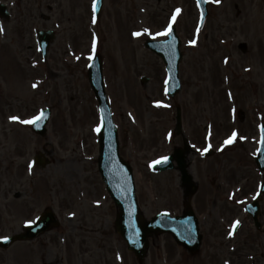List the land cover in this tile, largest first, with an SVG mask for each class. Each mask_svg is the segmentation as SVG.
Returning <instances> with one entry per match:
<instances>
[{
  "label": "rangeland",
  "instance_id": "1",
  "mask_svg": "<svg viewBox=\"0 0 264 264\" xmlns=\"http://www.w3.org/2000/svg\"><path fill=\"white\" fill-rule=\"evenodd\" d=\"M93 1L0 0L10 12L9 20L0 19V238L19 232L26 219L46 208L59 220L56 229L31 244L0 249V264H138L114 231L116 208L97 171L100 118L87 80L93 52L103 61L119 152L133 167L146 218L163 209L176 213L181 199L174 171H151L157 158L184 146L181 134L173 131L177 107L182 109L184 135L197 153L205 144L221 150L232 124L249 134L232 119L250 108L254 86L264 82L261 0H207L208 15L195 39V0H104L97 20L92 18ZM173 17L183 54L182 87L169 98L165 67L143 45L158 39ZM45 29H53L56 38L43 61L35 33ZM45 108L52 115L47 136L41 138L24 121ZM196 120L195 133L191 127ZM213 127L214 141L202 140ZM42 148L51 163L36 169L33 156ZM216 156L200 166H224ZM168 189L176 202L169 200ZM149 243L142 264H206L204 254L196 259L183 253L170 236Z\"/></svg>",
  "mask_w": 264,
  "mask_h": 264
},
{
  "label": "flooded vegetation",
  "instance_id": "2",
  "mask_svg": "<svg viewBox=\"0 0 264 264\" xmlns=\"http://www.w3.org/2000/svg\"><path fill=\"white\" fill-rule=\"evenodd\" d=\"M254 87L255 102L238 116L235 113L249 134L242 129L232 146L210 152V158L218 154V163L224 166H200L204 161L195 160L194 150L188 148L194 186L191 204L202 239L195 258L204 254L206 264H264V82L257 81ZM198 127L196 120L191 129L196 133ZM182 132L185 140L184 128ZM178 180L180 187V176ZM180 191L182 195L183 188ZM231 224H235L232 234Z\"/></svg>",
  "mask_w": 264,
  "mask_h": 264
},
{
  "label": "water",
  "instance_id": "3",
  "mask_svg": "<svg viewBox=\"0 0 264 264\" xmlns=\"http://www.w3.org/2000/svg\"><path fill=\"white\" fill-rule=\"evenodd\" d=\"M101 1L102 0H95L97 12L100 9ZM197 1L200 4L203 16H205L206 2L204 0ZM0 16H7L5 8L1 5ZM37 37L41 44L42 54L45 57L49 44L52 42L54 36L51 32L46 31L37 33ZM178 45L179 42L175 37L174 31L169 35V39L165 42H146V47L150 48L160 56L168 68L171 78V95L178 92L180 88L177 78V64L181 59V54L178 51ZM88 78L101 111L103 126L99 134L100 156L98 167L102 179L106 183L107 190L118 207V213L115 220L116 232L126 241L128 250L135 254L139 262H142L146 255V250L148 248L147 237L163 232L170 233L178 243L183 244L193 252L198 246V241L193 245L192 242L185 241L187 237L192 236V229H194L192 226L194 221H192L193 219L190 214H186L181 220L177 218H169L165 214L158 215L151 221L143 220L134 194L131 169L118 156L117 136L112 124L109 105L104 94L101 62L98 56H96L89 66ZM48 116V111L43 112L42 118L33 124L32 130L35 133L39 135L45 134L44 124L46 123ZM177 120H179L178 116ZM176 157L178 158L177 155ZM177 161L179 167L183 168V162L178 159ZM167 162H169V160H167ZM38 164H41V162L38 161ZM163 164L164 163H160L157 166V169H163ZM167 167L172 168L171 164H168ZM183 176L184 180H188L185 173H183ZM50 223L55 224V221L53 216L47 213L35 226L27 227L25 233L4 240L0 245L2 247H8L9 244L15 240L32 239L39 233L46 231L49 228ZM180 227L182 228L180 229Z\"/></svg>",
  "mask_w": 264,
  "mask_h": 264
},
{
  "label": "snow or ice",
  "instance_id": "4",
  "mask_svg": "<svg viewBox=\"0 0 264 264\" xmlns=\"http://www.w3.org/2000/svg\"><path fill=\"white\" fill-rule=\"evenodd\" d=\"M215 2H217V3H219L220 2V0H215ZM180 10L179 9H177V13L179 12ZM173 19H175V17H173ZM0 30H2V29H0ZM145 31H147V30H145ZM170 32H171V25H169V28L165 31V33H162L163 35H168V34H170ZM135 35H140V33H135ZM158 35H161V33H158ZM190 43H195V41H190ZM42 116H43V113H41V115L40 116H37V117H34L32 120H29V121H24V123H35L36 121H38L40 118H42ZM11 119H13V120H18L19 119V117H11ZM97 131H99V128H97ZM235 133H233V137L232 138H229L228 140H226L225 141V143L226 144H230V143H232L233 142V138L235 137ZM165 160L167 159V158H164ZM159 161H157V163H158ZM236 223H239V221H237ZM3 239H8L7 237H3Z\"/></svg>",
  "mask_w": 264,
  "mask_h": 264
}]
</instances>
